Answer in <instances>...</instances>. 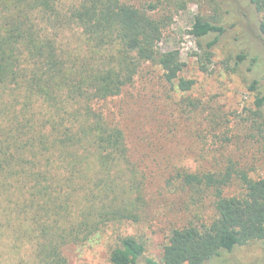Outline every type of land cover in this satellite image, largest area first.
<instances>
[{
    "label": "trees",
    "instance_id": "16d2710c",
    "mask_svg": "<svg viewBox=\"0 0 264 264\" xmlns=\"http://www.w3.org/2000/svg\"><path fill=\"white\" fill-rule=\"evenodd\" d=\"M249 2L262 15L264 34V0ZM216 3L220 18L195 15L188 31L207 60L225 31ZM185 5L186 0L143 6L123 0H0V197L11 198L17 215H29L36 264H69L66 244L86 241L105 220L134 217L126 204L136 206L142 197L132 198L126 190L130 185L115 192L111 180L117 165L130 164L125 135L93 102L119 95L145 62L158 64L181 90L192 87V80L178 76L185 65L179 52L158 46L162 29ZM66 29H77L80 41L62 43L58 34ZM209 35L214 37L203 44ZM248 56L236 54L239 62ZM248 90L253 93L252 121L264 128V86L254 76ZM34 100L48 107L47 118H37ZM91 161L96 169L90 175ZM178 177L186 186L214 189L215 214L208 223L174 228L162 264H223L225 253L264 241L263 177L232 166L219 172L184 171ZM235 179L243 192L225 194ZM80 189L87 202L98 201L102 209L80 208L78 194L73 221L69 202ZM144 251V242L123 236L109 260L136 264Z\"/></svg>",
    "mask_w": 264,
    "mask_h": 264
},
{
    "label": "rangeland",
    "instance_id": "374dc122",
    "mask_svg": "<svg viewBox=\"0 0 264 264\" xmlns=\"http://www.w3.org/2000/svg\"><path fill=\"white\" fill-rule=\"evenodd\" d=\"M123 1L137 6L157 2ZM216 1L222 8L225 31L207 60L188 31L195 15L220 18ZM261 16L249 0H186L185 7L162 29L158 46L162 51L179 52L185 65L178 76L192 80V87L181 90L177 80L166 79L158 64L145 62L119 95L93 102L96 111L122 129L128 146L130 164L117 165L111 179L115 192L118 186L121 193L126 185H135L138 191L126 190L132 198L140 194L142 199L136 206L126 204L134 217L105 220L86 241L66 244L63 250L69 264H112L111 249L127 235L145 244L136 264H148L149 258L162 264L164 246L174 228L208 223L215 214L214 189L184 185L178 177L184 171L219 172L232 166L264 178V128L258 129L252 121L253 93L248 90L254 76L264 86ZM213 37H205L202 43ZM79 38L77 29L58 34L64 44L75 45ZM241 51L249 56L239 62L236 54ZM251 56H257V61ZM32 103L37 118H47L44 102ZM95 169L92 162L89 174ZM223 191L234 195L243 189L235 179ZM73 194L75 199L69 202L73 221L78 218L74 205L78 194L82 196L80 208L91 204L97 212L102 209L98 201H86L85 190ZM28 217L25 212L17 215L10 197H0V264H36ZM223 259V264H264V241L239 246Z\"/></svg>",
    "mask_w": 264,
    "mask_h": 264
}]
</instances>
